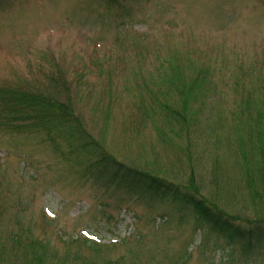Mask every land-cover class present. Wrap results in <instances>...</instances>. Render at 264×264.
<instances>
[{"label":"rangeland","instance_id":"1","mask_svg":"<svg viewBox=\"0 0 264 264\" xmlns=\"http://www.w3.org/2000/svg\"><path fill=\"white\" fill-rule=\"evenodd\" d=\"M43 72L67 77L75 114L115 160L195 190L241 229L264 226V0H0V86L40 88ZM83 164L42 135L0 134V259L32 264L9 235L39 237L61 258L60 233L88 231L127 241L81 247L96 264H264V242L245 253L167 200L79 180Z\"/></svg>","mask_w":264,"mask_h":264},{"label":"trees","instance_id":"2","mask_svg":"<svg viewBox=\"0 0 264 264\" xmlns=\"http://www.w3.org/2000/svg\"><path fill=\"white\" fill-rule=\"evenodd\" d=\"M105 1V0H103ZM108 4H120V0H106ZM125 1V0H124ZM42 73L45 76L48 87H32L31 90L23 87L0 86V134L9 136L10 134H37L44 135L47 142H50L55 152H61L60 142L68 151L67 157H72L78 163H84L78 179L91 177L93 181L101 183L106 188L123 192L125 195L135 198L148 197L152 200H167L181 211H189L195 217L198 227L206 226L217 236L225 239L229 245L232 242H241L243 252H255L259 245L264 242V226L251 223L246 229H241L235 225L229 216L224 217L220 211L215 209L209 202L204 200L195 190H180V187L173 186L169 181L160 178L149 172L138 170L134 167L126 166L101 148L98 142L92 139L86 129L82 119L75 114L74 105L69 100L70 83L66 76ZM202 77L207 83V77ZM200 77L190 78V96L185 95L184 108L188 109L189 98L192 105H197V100L202 99L199 89ZM184 78H181V80ZM170 90L180 88L173 85L170 78L166 79ZM40 81L36 82V86ZM172 83V84H171ZM209 85V84H207ZM43 88V89H42ZM203 88H205L203 86ZM197 92V94H195ZM180 93H178L179 95ZM202 105V104H201ZM157 108L162 110L167 117L168 123L176 121L174 112L168 111L169 107L160 104ZM199 110V109H198ZM183 123V122H182ZM249 173V172H248ZM107 192V190H105ZM180 211V212H181ZM29 232V231H28ZM10 242L15 248H23L25 253L31 258L32 264H43L50 262L53 264L59 260L64 264L69 256L75 259L82 258L81 264H96L94 261L83 258L80 252L81 247H85L94 255L103 252H110L118 245H100L88 239L75 240L68 238L60 242L64 244L66 253L60 258L55 250L51 249L47 243L39 237L33 238L31 235H9ZM124 243V242H123ZM230 246V245H229ZM72 250H75L72 254ZM58 258V259H57ZM71 258V261L74 260ZM124 259V258H122ZM121 259V261H122ZM57 260V261H56ZM108 262V261H107ZM104 261L101 264H108ZM0 264H7L6 260L0 259Z\"/></svg>","mask_w":264,"mask_h":264},{"label":"snow or ice","instance_id":"3","mask_svg":"<svg viewBox=\"0 0 264 264\" xmlns=\"http://www.w3.org/2000/svg\"><path fill=\"white\" fill-rule=\"evenodd\" d=\"M93 239H95V237H93Z\"/></svg>","mask_w":264,"mask_h":264}]
</instances>
